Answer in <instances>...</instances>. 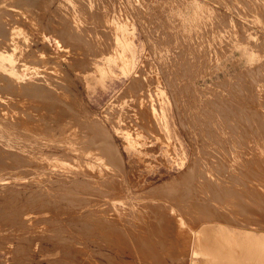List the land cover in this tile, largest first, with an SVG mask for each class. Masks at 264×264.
I'll use <instances>...</instances> for the list:
<instances>
[{"label":"rangeland","instance_id":"obj_1","mask_svg":"<svg viewBox=\"0 0 264 264\" xmlns=\"http://www.w3.org/2000/svg\"><path fill=\"white\" fill-rule=\"evenodd\" d=\"M261 1L0 0V264H264Z\"/></svg>","mask_w":264,"mask_h":264},{"label":"bare ground","instance_id":"obj_2","mask_svg":"<svg viewBox=\"0 0 264 264\" xmlns=\"http://www.w3.org/2000/svg\"><path fill=\"white\" fill-rule=\"evenodd\" d=\"M118 42H121V41H118ZM55 95H56V94H55ZM58 103H59V102H58ZM57 106H58V105H57ZM110 144H111V146H113V149L115 150V153L117 154V159L119 158V160H123V158H122V156H121V153L116 149V147H114V145L112 144V141H111V140H110ZM116 150H117V151H116ZM189 170H190V169L187 170V173H186V174L189 173ZM186 174H185V175H186ZM174 180H175V179H174ZM172 183H173V181H171V182H169V183H168V182L165 183V185H164L163 187H161V189L165 191L166 189L169 188L168 186H171V185H172ZM221 227H222V226H221ZM209 229H212V230H207V231H206V229H204V230H200V232H201V233H205V234H209L211 231L213 232V231H214L213 229H215V228H214V227H210ZM215 230H216V229H215ZM238 231H240V230H238ZM247 232H248V231H247ZM201 233H200L199 235H202ZM221 233H222V232H221ZM233 233H234V232H233ZM235 233H236V232H235ZM239 233H240V232H239ZM245 233H246V232H245ZM248 233H249V232H248ZM248 233H247V234H248ZM262 233H263V232H262ZM211 234H212V233H211ZM213 234H214V233H213ZM247 234H246V235H247ZM203 235H204V234H203ZM209 235H210V234H209ZM214 235H215V234H214ZM223 235H224V234H223ZM251 235H252V233H250V236H251ZM261 235H262V234L260 233V236H259V237H261ZM204 236H205V235H204ZM210 236H211V235H210ZM262 236H263V235H262ZM200 237H202V236H200ZM209 244H210V243H209ZM209 244H208V245H209ZM253 244H254V243H253ZM255 249L258 250L259 248H258V249L255 248ZM256 250H255V251H256ZM210 251H211V250H210ZM215 256H216V255H215ZM217 256H218V255H217ZM260 259H261V258H260ZM206 260H207V259H206ZM208 260H209V259H208ZM263 261H264V260H263ZM224 263H225V262H224Z\"/></svg>","mask_w":264,"mask_h":264},{"label":"crops","instance_id":"obj_3","mask_svg":"<svg viewBox=\"0 0 264 264\" xmlns=\"http://www.w3.org/2000/svg\"><path fill=\"white\" fill-rule=\"evenodd\" d=\"M203 4V3H202ZM204 5V7H206V8H204V11H206L207 9H208V17H210V15H211V11H212V13L214 14V16H217V15H220L216 10H214L213 8H211L210 6H207L206 4H203ZM261 5H263V8L261 7V10H263V12H264V0H262L261 1ZM207 13V12H206ZM227 21H229L230 23H231V19H227L226 18V22H225V25H227ZM211 35V34H210ZM251 67H254V65H251ZM163 92V91H162ZM149 132L150 131H153L152 129H147ZM141 132H143L142 131V129H141ZM222 234H224V235H229V233H227L226 231H222Z\"/></svg>","mask_w":264,"mask_h":264}]
</instances>
